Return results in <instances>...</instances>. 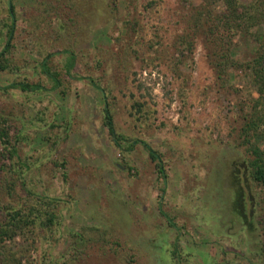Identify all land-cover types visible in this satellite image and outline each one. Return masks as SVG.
Wrapping results in <instances>:
<instances>
[{
	"label": "rangeland",
	"instance_id": "rangeland-1",
	"mask_svg": "<svg viewBox=\"0 0 264 264\" xmlns=\"http://www.w3.org/2000/svg\"><path fill=\"white\" fill-rule=\"evenodd\" d=\"M151 2L0 0V52L14 24L0 121L15 151L1 161L0 199L32 205L28 192L57 206L53 226L37 221L8 244L21 264H264V187L249 178L243 135L257 85L233 66L217 78L202 0ZM251 32L228 42L232 61L256 57L264 25ZM49 53L56 89L41 71ZM19 82L42 89H6Z\"/></svg>",
	"mask_w": 264,
	"mask_h": 264
},
{
	"label": "trees",
	"instance_id": "trees-1",
	"mask_svg": "<svg viewBox=\"0 0 264 264\" xmlns=\"http://www.w3.org/2000/svg\"><path fill=\"white\" fill-rule=\"evenodd\" d=\"M12 1V0H10ZM155 0H152V2ZM203 4L198 9L200 22L198 28L204 33L205 41L210 45L211 55L214 58V67L216 68L217 78H221L230 67L242 68L252 81L257 85L258 98L254 101V112L251 114L246 127L243 130L244 140L247 143V151L250 154L248 160L249 178L258 186L264 187V112L260 114L256 109L264 100V33L255 34V42L257 44L256 57L246 63L238 64L232 61L228 55V42L230 44L236 33H244L252 35L253 28L264 25V0H251L248 3L242 4L240 0H202ZM151 2V3H152ZM219 4H222V11H217ZM10 9L13 6L10 5ZM10 17L12 15L10 14ZM14 33V24H10L7 30V42L0 52V70L7 69L6 54L11 49V40ZM187 50L192 51V45L188 43ZM68 54V64L66 71H69L74 66V56L72 53L65 51ZM52 54H47L41 63V71L47 75L53 83V89L61 87L59 76L56 72H52L47 65L48 59ZM68 75V74H67ZM6 89H19L22 92H36L42 89L40 84H26L23 82L13 83ZM137 106V105H136ZM140 106V105H139ZM138 107V106H137ZM264 109V105L262 106ZM105 125L110 134L114 137V129L112 118L108 107L105 106ZM119 145L117 136L114 137ZM9 130L4 127L0 121V172L9 170L6 164L1 161H12L14 157V147L11 146ZM143 143V142H142ZM9 147V148H8ZM150 159L155 163L156 170L161 178H166L163 161L159 155L151 148L144 144ZM234 185L236 186L235 201L233 204L236 213L241 214L244 218L246 200L243 190L238 186L239 178L233 175ZM20 186L23 184L20 181ZM23 189V188H22ZM6 190V193L10 195ZM29 197L34 199V204H11V202L1 201L0 199V264H21V258L12 254L8 246L15 238L23 233V231L33 225L35 222H42L43 226H53L56 222V204L54 199L49 197H36L35 194L28 193ZM7 195V196H9ZM32 195V196H31ZM31 201V200H30ZM164 216V215H163ZM173 227V225H170Z\"/></svg>",
	"mask_w": 264,
	"mask_h": 264
}]
</instances>
